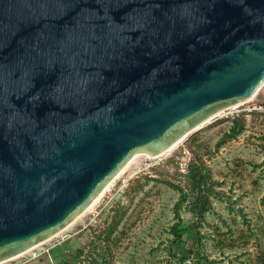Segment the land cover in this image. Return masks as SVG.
<instances>
[{
    "label": "water",
    "instance_id": "95a60500",
    "mask_svg": "<svg viewBox=\"0 0 264 264\" xmlns=\"http://www.w3.org/2000/svg\"><path fill=\"white\" fill-rule=\"evenodd\" d=\"M263 83L264 0H0V263Z\"/></svg>",
    "mask_w": 264,
    "mask_h": 264
},
{
    "label": "rangeland",
    "instance_id": "374dc122",
    "mask_svg": "<svg viewBox=\"0 0 264 264\" xmlns=\"http://www.w3.org/2000/svg\"><path fill=\"white\" fill-rule=\"evenodd\" d=\"M170 158L182 174L190 161L205 166L210 179L156 174ZM0 264H264V90L167 154H138L71 228Z\"/></svg>",
    "mask_w": 264,
    "mask_h": 264
},
{
    "label": "trees",
    "instance_id": "16d2710c",
    "mask_svg": "<svg viewBox=\"0 0 264 264\" xmlns=\"http://www.w3.org/2000/svg\"><path fill=\"white\" fill-rule=\"evenodd\" d=\"M263 90H264V88H263ZM263 90L261 91V93L263 92ZM244 123H245L244 119H242V118L237 120V124L239 127H242L244 125ZM197 159H198V162L200 163L201 160L199 158H197ZM168 166L172 167V170L170 172L168 170H166ZM192 166H193V162L190 161L188 163L186 170L184 171V174H182V172L178 168V162L175 161L174 158H170L165 162V164L163 166H159V167L154 168V169H160L158 172L156 171L155 173L160 175V176L167 177L170 180L180 179V178H182V175H187L188 179H190V181H192V182H194L196 179H199V178H200L199 183H202V181L204 180L205 177H206L205 180L210 179V172H209L208 168H206L205 166H202V165H198L197 167H194L195 170H193ZM183 183H184L183 189H186L187 181H185ZM178 185H180V182H178ZM182 197H183V200L186 199V197H188L186 192L182 191ZM196 199H197V201H199L198 203L203 202L201 200V199H203V197L197 196ZM114 228H115V224L113 222L108 226V231H112Z\"/></svg>",
    "mask_w": 264,
    "mask_h": 264
},
{
    "label": "bare ground",
    "instance_id": "6f19581e",
    "mask_svg": "<svg viewBox=\"0 0 264 264\" xmlns=\"http://www.w3.org/2000/svg\"><path fill=\"white\" fill-rule=\"evenodd\" d=\"M263 88H264V83L261 85V87L256 91V93L251 97V98H249L248 100H246V101H244V102H242L241 104H239L238 106H241V105H245V103H250V101L251 100H253L255 97H257L259 94H260V92L263 90ZM177 145H179V144H177ZM176 145V146H177ZM175 146V147H176ZM175 147H173V148H171L169 151H167L165 154H167L168 152H170L171 150H173ZM165 154H163V155H165ZM163 155H161V156H163ZM161 156H159V157H161ZM137 156H135L132 160H131V162L125 167V169L119 174V176L126 170V168L132 163V161L136 158ZM156 158H158V157H156ZM118 176V177H119ZM117 177V178H118ZM116 178V179H117ZM115 179V180H116ZM115 180L109 185V186H111L114 182H115ZM109 186L100 194V196L98 197V198H96L94 201H93V203L91 204V206L89 207V209L85 212V213H83L81 216H79L74 222H72L64 231H62L60 234H58L57 236H55V237H58L59 235H61L62 233H64L65 231H67L69 228H71L79 219H81L90 209H92V207H94L97 203H98V201L100 200V198L104 195V193L106 192V190L109 188ZM54 237V238H55ZM51 240V239H50ZM49 240V241H50ZM48 241V242H49ZM47 243V242H46ZM45 244V243H44Z\"/></svg>",
    "mask_w": 264,
    "mask_h": 264
},
{
    "label": "built area",
    "instance_id": "2783aa9c",
    "mask_svg": "<svg viewBox=\"0 0 264 264\" xmlns=\"http://www.w3.org/2000/svg\"><path fill=\"white\" fill-rule=\"evenodd\" d=\"M261 109V107L260 106H258L257 108H254V110H260Z\"/></svg>",
    "mask_w": 264,
    "mask_h": 264
}]
</instances>
